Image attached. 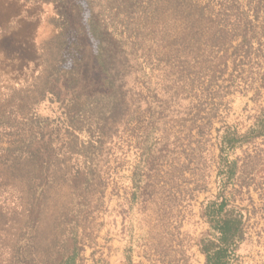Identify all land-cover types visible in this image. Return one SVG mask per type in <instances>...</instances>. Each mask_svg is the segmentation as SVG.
<instances>
[{
    "label": "rangeland",
    "instance_id": "obj_1",
    "mask_svg": "<svg viewBox=\"0 0 264 264\" xmlns=\"http://www.w3.org/2000/svg\"><path fill=\"white\" fill-rule=\"evenodd\" d=\"M100 1L109 28L124 35L123 15ZM198 8L206 11L201 19L190 13ZM174 11L164 12L161 25L142 26L125 51L123 106L108 116L111 126L95 156L101 182L90 189L79 219L77 264H205L200 241L210 226L202 209L221 195L245 216L247 240L231 264H264V136L252 133L232 153L238 171L224 191L226 168L219 165L220 137L228 128L246 135L264 107V0H192L184 16ZM77 13L70 38L82 41L81 61L74 62L79 84L102 91L96 43L79 30L89 13ZM59 15L56 4L0 0V153L20 147L38 115L43 142L62 147L63 133L58 139L55 130L64 115L53 95L35 102L44 77L56 88L52 93L71 96L55 85L52 68L72 60L57 55ZM60 173L51 169L44 179L58 182L50 193L64 202ZM21 186L0 185V264L15 263L12 246L29 238L28 229L25 240L19 232L26 205Z\"/></svg>",
    "mask_w": 264,
    "mask_h": 264
},
{
    "label": "trees",
    "instance_id": "obj_2",
    "mask_svg": "<svg viewBox=\"0 0 264 264\" xmlns=\"http://www.w3.org/2000/svg\"><path fill=\"white\" fill-rule=\"evenodd\" d=\"M36 2L59 6L56 26L61 32L55 39V44L60 46L57 55L64 63L72 57L69 64L52 67L55 76H58L55 85L61 83L64 92L71 96H63L61 90L52 93L56 88H50L54 85L45 77L39 78V86H36L35 102L45 100L47 95L52 94L53 101L64 115L63 122L55 130L58 139L63 133L62 147L54 146L56 140L48 144L43 142L44 126L38 115L35 121L30 122L29 135L23 137L21 146L7 148L0 153V185L7 188L21 184V190L26 194V205L22 207L25 223L19 232L24 240L25 234L22 232L28 229L30 233L24 243L19 244L17 240V245L12 246L18 260L13 264H77L79 240L84 231L79 219L89 205L90 189L101 182L95 177V156L100 149L99 143L111 126L108 116L119 114L123 106L119 93L126 73L125 60L128 56L125 51L132 49V40L139 38L138 30L142 26L151 28L163 24L162 16L169 7L175 9L174 13L179 12L184 16L190 11L192 0H107L109 11L124 17V35L109 28L100 0ZM78 9L89 13L86 23L79 30L82 36L96 43L93 60L104 76L102 91L89 93L79 84L80 73L74 62L81 61L78 49L82 41L76 34L77 40L70 38ZM190 13L201 19L206 11L198 8ZM255 125L244 136L228 128L220 137V170L226 168L222 191L234 181L238 171V163L232 160V153L243 147L252 133L264 136V107ZM36 140L40 142L35 143ZM51 169L61 172L60 178L64 184L59 188L65 192L64 202L50 193V187H57L58 182L44 179ZM221 197L216 196L202 209V217L210 226V235L200 241V250L206 257L205 264H231V255L247 240L243 211L231 206L224 195ZM50 211L52 214L48 218L46 215L48 213L49 216Z\"/></svg>",
    "mask_w": 264,
    "mask_h": 264
}]
</instances>
